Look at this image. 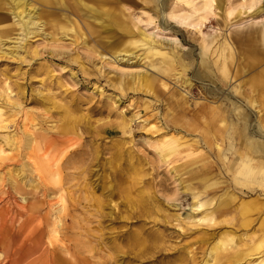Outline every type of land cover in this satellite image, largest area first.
Listing matches in <instances>:
<instances>
[{"label":"bare ground","instance_id":"6f19581e","mask_svg":"<svg viewBox=\"0 0 264 264\" xmlns=\"http://www.w3.org/2000/svg\"><path fill=\"white\" fill-rule=\"evenodd\" d=\"M57 2L63 18L52 21V33H44L38 29L41 26L38 20L42 12L40 8L45 7L51 14L55 10L51 8L52 3ZM215 8L221 12L216 14ZM149 12L158 18V29L168 30L167 26L172 23L184 27L194 36H201L202 40L196 49L185 52L177 49L173 38L169 39L172 43L155 40L154 35L145 30L152 22ZM137 14L147 15L146 22ZM261 15H264L262 0H0V29L15 24L22 38L44 35L45 41L60 46L58 44L69 37V45L74 46L70 52H57L58 48H64L54 47L41 52L31 48L24 56L13 53L16 50L10 54L21 62H25L27 56L34 59L46 54L52 60L59 57L56 61L68 66L70 62L75 63L77 71L70 72V77L78 89H86L92 82L100 83V78H105L109 89L118 90L120 96L131 90L133 94H150L155 102L160 101L154 89L156 76L148 74L146 67L142 70L136 67L143 61L142 64L161 74L172 72V76H177V82L189 87L191 82L186 74L191 70L194 80L208 84H203L202 89L209 97L220 95L222 88L216 81L231 92L226 90L222 97L225 105H221V110L225 114L213 113L214 135L211 131L203 133L199 122L194 119L197 118L196 109L191 121L192 116L186 112L189 109L183 106L185 102L178 104L174 99L176 105L167 111L170 122H166L163 134L159 126L150 125L148 119H143L141 129L152 134L160 132L162 137L154 143L155 155L146 150L153 158L146 154L144 158H135L128 149L124 157L122 154L117 157L115 148L122 146L118 141L101 145L100 150L98 144L88 151L74 149L76 145L71 143L70 136L78 135L75 127L79 126L74 117L67 119V127H44L46 120L57 114L54 109L61 107L56 98L71 97L65 84L57 82L58 87L65 90L55 95L43 90L56 82L50 80L43 84L42 80L43 90L31 89L28 93L25 84L5 77L0 92V106L6 108H0V134L5 133L0 135V264H195L192 243L181 242L182 238L194 233L202 243L209 241L203 264H251L249 257L264 252V237L250 241L247 234L235 237L229 229L235 227L236 231H246L253 225L255 219L252 216L255 214L258 220L263 212L257 209L255 202L240 204V209H236L233 200H227L225 195L215 196L217 181L211 182L209 173L210 162L220 160L225 174L231 171L237 175L233 181L239 192H254L264 198V68L260 69L258 65L261 63L258 50L264 59V21L260 28L255 26ZM212 16L222 26L215 29L214 35L203 36L201 29L212 22ZM112 32L113 35L109 34ZM101 33L108 35L100 36ZM4 34L0 33V40ZM79 48L84 50L83 54H79ZM94 58L104 63L108 70L102 65L95 68ZM124 65L128 69H122ZM101 68L106 71L101 72ZM248 68L254 77L249 82L235 83L244 78ZM78 76H81L80 80ZM159 86L167 87L165 82H160ZM250 89L255 90V98L249 95L251 92L247 90ZM12 90L16 91L14 95ZM94 91L101 95L104 90L96 86L92 88ZM168 94L163 96L168 97ZM108 100L111 105L120 102L116 97ZM79 102H82L80 97ZM143 106L151 109L147 102ZM205 107L209 113L213 108L217 109L211 105ZM252 107L261 113L254 125H251V114L247 112ZM175 108L176 112L171 114L170 110ZM118 117L121 139L126 134H141L131 127V122L140 120L136 114L129 120L122 113ZM108 123L102 121L92 127L95 144L97 140L101 141L100 135ZM82 131L86 132V128ZM181 133L184 136L194 134L196 138L183 141ZM215 134L221 136V148L214 142ZM201 143L208 148L204 154L198 151ZM6 146L10 147V153L4 151ZM109 150H113L108 153L110 158L106 168L107 177L112 181L110 185L97 174L99 154ZM184 153V158L189 159L185 162L187 171L198 177L201 189H191L185 184L176 168L171 169V173H174V181H178L177 190L169 187L171 183L167 180L158 184L160 194L166 196L173 192L174 198L170 201L160 198L156 195L158 189L148 191L142 166L150 163L156 171L172 157ZM94 175L96 178H92ZM120 180L126 182L128 189L126 214L115 215L111 220H124V226L112 236H106L101 226L102 220L106 219V214L101 211L106 202L103 196L104 192L107 196L123 192V188L116 184ZM100 188V197H96L94 191ZM77 191H85L89 207L97 206L96 212L88 210L90 216L98 214L95 229L89 227L90 219L75 217L79 210ZM123 194L119 198H125L126 193ZM188 198L190 203L186 205L184 201ZM230 214L234 215L233 219L226 218ZM222 215L225 216L221 221L226 223L223 225L226 230L207 233L218 226L217 218ZM263 224L264 219L258 230L262 234ZM130 225L137 226L130 229ZM172 230H180V233L174 231L175 236ZM164 258L168 260L162 262L160 259ZM257 264H264V260Z\"/></svg>","mask_w":264,"mask_h":264},{"label":"rangeland","instance_id":"374dc122","mask_svg":"<svg viewBox=\"0 0 264 264\" xmlns=\"http://www.w3.org/2000/svg\"><path fill=\"white\" fill-rule=\"evenodd\" d=\"M51 1H54V0H51ZM262 2L264 4V0H262ZM58 4L59 2H57L56 4L52 3V5L54 6H51V8H54L55 10L51 14L48 10H46L45 7H42V8L39 7L42 10V12L38 19L41 22V26L38 29H42L41 31H43L44 33H52V27H51L53 26L52 21L54 20L55 22L56 18H60V19L63 18L64 14L58 11L60 10L57 8ZM226 7L227 6L223 7V10ZM67 8L70 9V6H67ZM38 9H37V12L38 11L40 12V10ZM214 12L217 14L221 12V10L215 8ZM148 14L150 15L149 18H152L151 19L152 22H151V26L145 30L148 33L151 32L154 35L155 40L162 41L164 43L166 42L172 43V41H169V39L173 38L175 39V43L177 44V49H181L184 52L196 49L199 42L202 40L201 36H198V35L194 36L193 34L189 33L190 31L188 32V30H186L184 27L182 26L176 27L172 23L171 24L169 23V25L167 26L168 30L163 31L161 29H158L160 28L158 27L159 26L157 22L158 18H156L155 15L153 16V14L150 12ZM137 15L141 16L142 20L146 22L147 15H140V14H137ZM10 17H13V16L10 15ZM210 20L212 22L204 25V27L201 29L203 36L209 35V34L214 35L215 29L218 28V26H222V25H219L220 23H216L214 21L216 20V18L214 19L213 16L210 18ZM262 20L264 21V15H261V17H259V20L255 21L256 22L255 26L260 28V23L262 22ZM14 21H16V19ZM250 24L251 23H248V25ZM250 29H254V28L250 27ZM116 31L117 30L114 31L115 34L119 35V32H116ZM0 33H5L4 34L5 36H3L2 39L0 40V92H2L3 90L2 81L5 79V77H10L14 81L16 80L17 82L25 84V87H28V93L30 92L31 89H42L43 90V87L41 86L42 80H43V84L44 82L48 83L50 80H52L53 82H56V85L48 84L46 88L43 90L44 93H48L50 91L51 94H55V95L65 90V88H62V87L59 88L57 82L58 83L61 82L65 84L67 91L69 93L71 92V97L67 96L60 100L59 98H56V100H58L57 101L58 104L61 107L54 109V111H56L57 114L54 115L53 118L46 120V122L43 125L44 127H50V128H53V127L54 128H57V127L64 128V127H67V119L70 116L76 118L79 121V126L75 127L77 129L78 135L74 137L72 135L70 136L72 137V140H73L71 143H74V145H76L73 147L74 149L82 148L79 150L84 151L85 149L88 151L92 147L93 148L96 147L98 144V147H99L98 149L100 150V148H102L101 145L108 146L111 144L112 141H118L122 143V146L118 145L117 149L115 148V153L117 157L120 154H122V157H124L126 154V150L128 149L135 156V158H144L145 154L153 158L151 156V153H148L147 151L149 150L153 154L156 152L157 148L154 146V143L157 140L162 138L160 136V132H162L163 134L164 133L163 129L165 127L166 122L167 123L170 122L169 121L170 116L168 115L167 111L172 106L175 107L176 103L182 104L183 102H185L183 106L189 109L186 112L192 116L191 121H193V118H194L193 113L197 112V115L195 114L197 118H194L195 121L199 122L200 127L203 129V133L211 131V135H214L215 133V130H214L215 122H213V113L217 114L221 112V115L225 114L221 110L222 108L221 105L222 104L225 105V103L223 102L224 100H222V97L224 96V92L226 93L228 91L229 93H231L230 89H227L226 87L221 86V84L216 81L217 86L222 88V90L219 91L220 95H216V96L212 95V97H209L203 93L204 90L202 89L203 84L204 85H208V84L201 83V82L194 80L192 77L191 70H188L186 74V77L189 78L191 82V87H189L188 85L177 82L176 81L177 76H172L174 75L172 74V72L167 73V74H164V73L161 74L156 69L150 68L146 64H142L143 61L139 62L138 66H136L138 67L137 69L142 70V69H145L144 67H146V71L148 72V74L155 75L157 78L156 82L154 83V89L159 94L158 96L160 99V101H157V102L154 101V99L151 97L150 94H147L148 96H146L145 94L141 92L133 94L131 90H127V93L125 94V96H120L119 95L120 92L118 90L109 89L110 86L107 80H105V78H100V81H101L100 83L92 82V84H89L86 86V89H83V88L78 89V86L74 84V82L72 81L70 77V72L76 73L77 71L76 69L77 65L75 63L70 62V66H68L67 63L57 62L56 60H58L59 57H54V58L52 57L53 59H55V60H52L50 59V56H46V54H42V56H39V57L37 56L38 58H34V59H31L29 58V56H27L25 62H21L20 60H18V58L15 55L13 56L12 54H10L12 50H16V51H13V53L17 52L18 56H24L26 52L29 53L31 48H37L41 52L44 50L52 49L54 47L64 48L63 50L58 48L57 52H60V51L70 52L72 51L74 46L69 45L70 44L69 37L62 40V42L58 44L60 46H57V44H53V43L45 41L46 39L44 35L36 36V37L27 36L26 38L23 37L24 38L23 39L21 36V32L18 30V26L15 24H9L7 25L5 29H0ZM109 34L113 35V32ZM103 35H108V34L101 33L100 36H103ZM116 37L118 36H115V38ZM20 38H22L21 41H20ZM77 51L79 52V54L84 53V50L81 48H79ZM258 52L260 55V62H261L258 65H259V68L261 69V68H264V59H261V55H262L261 50H258ZM249 60L253 61L251 58ZM94 61H96V64H97L95 68H99L102 65L105 67V69H107L106 68L107 66H105L104 63L101 64V61L97 60L96 58H94ZM245 61H247V59L243 60L244 64H245ZM152 63H154V61ZM121 68L128 69V67H125V65L122 66ZM105 69L101 68V72L104 71ZM177 71H179V67ZM246 71L247 73H245L244 78L242 77L238 79L237 81H235V83H245L246 81L249 82L250 79L254 77L251 75L253 72L250 68H248ZM156 73H159L160 75ZM78 75H81V74L78 73ZM92 78L95 79L96 77L93 76ZM80 79H81V76H78V80ZM160 82H165L167 87L163 88L159 86ZM96 86H99L101 90H104L101 95L99 94V92H95V91L92 92V88ZM245 86L249 89L248 84H245ZM247 91L251 92L249 94L250 96H252L253 98L256 97L254 95L255 90L250 89ZM12 92H13L12 94L14 95L16 91L12 90ZM164 93H167V94L170 93V94H168V97H164L163 96ZM171 95H173V97H171ZM79 97L82 100L81 103L79 102ZM114 97L120 100L119 105L118 104L111 105V102H109L108 98H114ZM174 99L176 103L174 102ZM260 99L263 100L261 97ZM231 100L233 101V99ZM144 102H147L150 104V108H151L150 110L144 109V106H143ZM0 103H1V100H0ZM210 105L213 107H217V109L213 108V112L212 111L210 113L207 112L208 109L205 106H210ZM27 106L29 107V105ZM0 108L6 109L3 106H0ZM194 109H196V111ZM257 109L258 108L252 107L251 109H249V111L247 110V112L251 114V118H252L251 125L256 124V122H258V116L261 115V113H258ZM35 110L36 109L34 108V111ZM108 110L109 112H107ZM67 111L68 113L66 114L65 112ZM175 112H176V108L173 110L172 109L170 110L171 114H174ZM121 113L123 114L126 120H129L134 114H136L140 118V120H135L131 122V127L134 128V132H138V133L141 132V134H136L134 136L130 135L131 137L128 134H126L122 136V139L120 138L121 133L119 131V128L117 127V124L119 121L118 115H120ZM164 115H165V120H164ZM37 116L40 117V115H37ZM62 117H64V120H61ZM145 118L148 119V122L150 125L152 124V125L159 126L162 130L156 134H152L150 132H147L145 129L144 130L141 129V125L144 124L143 119ZM102 121H108L109 123H108V126L104 128L105 132L100 135L101 141L97 140V143L95 144V140H93V137L91 135L92 127L98 126V123ZM83 128H86V132L82 131ZM0 135L4 136L5 133L0 134ZM180 136H182L183 141L190 140L191 138L192 139L196 138L194 134H191V135L186 134V136H184V134L181 133ZM220 138L221 136L215 134L214 142L215 144L217 143L218 146L221 148L223 143L221 142ZM224 141L228 142L227 139H224ZM9 148L10 147H7V146L4 147V151L10 153ZM207 149L208 148H206V146L201 143V149H199L198 151H201V154H204ZM113 150L103 151L99 154V157H98L100 167H97L98 169L97 174H100L101 177L104 179V182L108 185L112 183L111 179L107 177L108 171L106 170L107 161L110 158L108 153H112ZM185 155L186 154L184 153L180 155L179 157L178 156L172 157L168 161V163H165V164L161 163L162 167L158 168L156 171H153V169L149 165L150 163L143 165L142 174L146 176L143 178V180H148L146 189L151 192H154L155 190L157 191V189L158 190L160 189L158 186L159 182H166L167 180L168 183H171L169 187H172L173 189L177 190L176 187H177L178 181L177 182L174 181V177H173L174 173H171L173 169L176 170L177 168L179 177L180 179L183 180L185 184H188L191 187V189L200 190L201 183L198 182L197 180L198 177L194 176V174H190V172L187 171L188 165H185V162L189 161V159L184 158ZM229 155H230V152H229ZM229 159L232 160V156ZM138 169H140V167H138ZM209 171H210L209 172L210 177L212 176L211 182L215 181L216 183L217 181L216 185L214 186L215 196L225 195L227 200H233V205L234 207H236V209H240V204H243V203L247 204V203L255 202L257 204V209L263 212L258 220L256 219L255 214L254 216H252V218L255 220L253 222V225L250 228L246 229V231H243L242 229H237L238 231H236L235 227L233 229L229 228L230 230H232L231 234H233L236 237V236H239L245 233L249 236L250 241H252V239L255 241L261 240L264 237V234H262L258 230L261 227L259 226L261 221L264 219V198L254 195V192L250 194L246 192H245L246 194L239 192V190L237 189L238 187L234 186L235 183L233 181L234 180L233 177L234 176L237 177V175L235 174L233 175L231 171H228V173L225 174V170L222 167V162L220 160L219 161L212 160V162H210L209 164ZM94 177L95 175L92 178ZM75 181L76 180H74V182ZM223 182H228V184H223ZM125 183L126 182H124L123 180L116 182V184H119L123 188V192H121L120 194L124 196L123 193H126V197L123 199L119 198L120 194L119 195L114 194L112 196L111 195L107 196V194L104 192L103 198L105 197L106 202L104 201L105 204L101 208V211L104 214H106V219L102 220L101 226L104 232H106V236L107 235L112 236L115 232L119 231V229L124 226V223L122 224L124 220L121 221V220L116 219L112 221L111 219H113L115 215H118L119 217V216H124L126 214L125 213V210H126L125 200L128 199L127 198L128 189L125 187ZM101 190L102 189L100 188L94 191V194L96 197H100ZM160 190L156 192V195H158L160 198L161 197L165 198L168 201H170V198H174L173 192H169L165 196L163 194H160ZM75 196L78 199L77 203L79 205L78 207L79 210H78L77 215L75 214V217L77 219H81L83 217H85L86 219L87 218L90 219L89 227L92 229H95L96 223L97 221H99L98 214L96 213L94 217L90 216L88 210H90L91 212L93 211L96 212L97 206L93 204V206L89 207L85 191H81V192L77 191L75 192ZM205 199L206 198H204V200ZM54 200H56V198H54ZM187 200L188 201H184L186 205L190 203L189 198ZM108 213L111 214L112 218L109 216ZM236 216H238L237 212H236ZM233 217L234 215L230 214L226 218L233 219ZM224 218H225L224 215L217 218L218 226L214 228L212 231L208 230L207 233L217 234V233H222L224 230H226L225 228H223L224 227L223 225L226 223L224 221H221V220H224ZM136 226L137 225H130V229H135ZM126 228L128 227H125L124 229ZM263 229H264V224H263ZM174 231H177L178 233H180V230H172L171 232L175 236L176 234L174 233ZM197 235H198L197 233H194L190 236H185V238H182L181 242L182 243H189V242L192 243L193 253H195V257H196L195 264H203V261L205 258L204 256L206 253L205 251L209 247V241L204 244V242L202 243L200 239L195 237ZM212 244L213 243H211V245ZM100 255H103V252H101ZM262 259L264 260V252H262L261 254H256V255L249 257V262L251 264H257ZM160 260H162V262H166L168 258H164Z\"/></svg>","mask_w":264,"mask_h":264}]
</instances>
